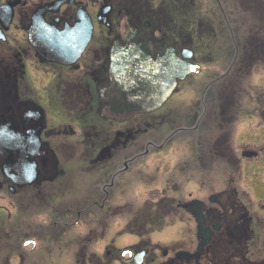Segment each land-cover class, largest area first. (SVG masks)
Wrapping results in <instances>:
<instances>
[{
	"label": "flooded vegetation",
	"instance_id": "flooded-vegetation-1",
	"mask_svg": "<svg viewBox=\"0 0 264 264\" xmlns=\"http://www.w3.org/2000/svg\"><path fill=\"white\" fill-rule=\"evenodd\" d=\"M53 1L18 0L7 28V14L2 12L9 11L0 13V234L10 241L3 264H42L38 239L46 230L60 234L51 242L60 248L85 249L83 255L77 252L76 263L111 264L101 259L95 262V255L86 252L95 228L85 230L84 221L127 213L135 221L137 235L156 223L170 226L165 225V218L173 213L181 217L186 229L194 221L196 250L152 243L142 233V239L117 254L112 263L129 264L140 253V264L264 261V254L258 259L250 254L256 214L241 199L249 195L238 191L230 173L223 191L195 196L187 188L190 149L184 151L177 144L186 138L191 141V134L201 144L202 123L210 108L214 107L217 122L222 107L238 101V79L251 75L258 65L264 68V0H68L43 13L48 28L55 32L75 27L79 17L91 20L89 43L68 64L43 58L29 40L34 12ZM7 4L8 0H0V8ZM248 17L258 23L251 26ZM135 31L154 57L171 47L179 57L183 52L191 55L185 61L195 70L178 83L161 109L125 121L104 118L98 86L108 80L111 46L116 41L125 44ZM180 92L183 95L177 98ZM186 100L197 107L193 125L190 113L183 109ZM236 119L226 122L233 127ZM225 141L222 134L214 139L217 160L226 154L228 162L240 168L242 160L259 155V151L242 149L238 166L233 147L228 154L223 151ZM196 144L193 161L201 172L206 158ZM245 152L256 155L247 157ZM175 154H182L181 160L173 169L168 166L165 173L170 177L159 181L160 164ZM151 165L154 171L147 170ZM143 193L145 201L136 205ZM128 202L134 203L129 210ZM195 202H200L204 229L214 231L199 255V224L192 213ZM104 225L99 228H109ZM130 227L127 223L122 229ZM78 229L85 230L82 237L63 238ZM180 251L188 252L189 258H179Z\"/></svg>",
	"mask_w": 264,
	"mask_h": 264
},
{
	"label": "rangeland",
	"instance_id": "rangeland-1",
	"mask_svg": "<svg viewBox=\"0 0 264 264\" xmlns=\"http://www.w3.org/2000/svg\"><path fill=\"white\" fill-rule=\"evenodd\" d=\"M208 1V0H202ZM255 1V0H254ZM240 12V11H239ZM241 16V15H240ZM248 22L251 26L258 23L254 18L248 17ZM243 22V21H242ZM246 22V20H244ZM242 44V42H240ZM244 77V78H243ZM238 101L233 106H223L221 116H218L217 122L214 118V107L210 108L209 114L206 120L202 123V129L200 134V143L198 140V145L195 143L194 134L192 135V140L180 141L177 144L179 146L185 147L184 151H188L192 156L190 164V179L191 183L187 187L195 196L198 197H208L212 194H217L223 191L227 186V180L230 173L236 181V187L243 195L249 198L245 199L244 196H240L242 201L245 202L250 212L255 213L256 217V237L254 239V246L250 249V254L253 259H258L263 257L264 254V68L262 65H258L252 71L249 76H241L238 79ZM201 87V85H199ZM183 92H180L177 95V98L181 97ZM189 101H185L183 109L186 113H190L191 121L190 125H193L198 118V114L195 111L196 106L190 105ZM169 105H166L161 112L166 111L169 108ZM237 117V119H236ZM235 118L233 127L227 124L226 121ZM224 135L225 144H223V151L227 153L229 147H233L232 151L234 153V160L239 162L243 158L241 155V150H253L259 151V155L252 159H244L240 163V168L233 166L228 162L226 154L222 153L221 159H216L217 150L213 146L215 137ZM183 134H181L182 136ZM185 135H189L188 133ZM228 142V143H227ZM195 144L199 147V153L206 158L205 164L201 170H197V164L194 163V151ZM228 154V153H227ZM182 154H175L166 156L164 164H160V173L157 174V178L160 181L161 179H166L170 177L165 171L168 169V166L173 169L175 163L181 160ZM146 170V169H145ZM149 171L155 170V165H151L147 168ZM176 173V172H175ZM181 182V181H180ZM248 195H247V194ZM147 195L143 193L140 201L135 203L139 205L144 202ZM132 202H128L127 210ZM181 217H176L174 213L170 217L165 218V225H170L168 227H163L161 224L156 223V226L149 230H144L141 233L145 234V239L150 240L152 243H158L160 245H176L178 248L189 249L194 252L196 249V230L194 221L191 222V228L186 229L185 224L182 222ZM98 220H101L98 221ZM6 221H4V224ZM85 225L88 226L85 230H88L90 227L95 228V233L92 234L93 241L87 247V253H93L95 255L94 261L97 262V259L104 260L106 263L111 264H121L119 262H113L112 259L120 254L121 251H124L126 248L130 247L137 243L142 237L135 234L139 232L135 228V221L132 220V217L129 213L126 216H111L89 218V221H84ZM106 225L109 226L106 230H101L99 226L103 227ZM129 224L132 227L122 229V226ZM107 226V227H108ZM134 227V228H133ZM78 229L76 233H68L63 235L65 240L75 237L79 234L80 237L84 235V231ZM83 231V232H82ZM54 232V233H53ZM45 235L40 237L38 241L42 243V264H78L76 263L77 252L80 251L75 246H65L63 245L60 248L59 244L51 243L56 240V237L60 234L54 230L50 232L46 230ZM4 233L0 234V264H3L7 261V245L10 242L6 239ZM81 239V238H80ZM111 243L112 247H107ZM112 250V254H107V251ZM85 249H81L80 253L83 255ZM33 255V254H32ZM81 255L79 258H81ZM34 256H28L29 259L35 258ZM124 258H128V253H124ZM28 259V260H29ZM30 261H27L26 264H29ZM94 262V263H95Z\"/></svg>",
	"mask_w": 264,
	"mask_h": 264
},
{
	"label": "water",
	"instance_id": "water-1",
	"mask_svg": "<svg viewBox=\"0 0 264 264\" xmlns=\"http://www.w3.org/2000/svg\"><path fill=\"white\" fill-rule=\"evenodd\" d=\"M67 0H56L37 8L32 18V31L29 40L36 52L43 58L68 64L74 62L85 50L92 33L90 18L85 20L79 17L80 22L73 28H66L63 32H55L48 28L43 19V13L53 5H60ZM18 0H8V4L0 8V13L7 14L4 22L8 27L12 18V9ZM101 14L98 15V18ZM179 57L175 50L168 47L164 54L154 57L146 44L140 40L135 31L125 44L116 41L110 49L108 80L98 86L101 101L100 114L104 118L125 121L137 114L149 113L160 109L171 97L178 86L194 70L193 64L185 59L191 55L182 53ZM6 155V153H5ZM245 156L256 155L254 152H245ZM7 158V155H6ZM7 164V163H6ZM3 172L7 174V165ZM200 202H195L193 215L199 224L198 251L201 254L209 244L213 230L203 227V215L199 208ZM219 229L220 226H215ZM177 256L189 258L188 252L180 251ZM143 253L136 254L129 264H140Z\"/></svg>",
	"mask_w": 264,
	"mask_h": 264
},
{
	"label": "trees",
	"instance_id": "trees-1",
	"mask_svg": "<svg viewBox=\"0 0 264 264\" xmlns=\"http://www.w3.org/2000/svg\"><path fill=\"white\" fill-rule=\"evenodd\" d=\"M236 257H237V255L234 256V258H236ZM237 264H242V263H237ZM243 264H245V261ZM255 264H264V261H261V262L255 263Z\"/></svg>",
	"mask_w": 264,
	"mask_h": 264
}]
</instances>
